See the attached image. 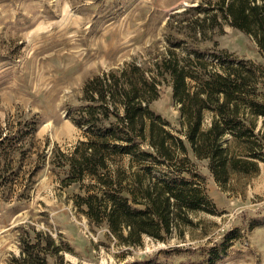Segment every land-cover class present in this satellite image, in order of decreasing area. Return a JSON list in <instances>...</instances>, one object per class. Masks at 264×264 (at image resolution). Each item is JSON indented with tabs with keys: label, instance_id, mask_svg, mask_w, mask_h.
I'll list each match as a JSON object with an SVG mask.
<instances>
[{
	"label": "rangeland",
	"instance_id": "obj_1",
	"mask_svg": "<svg viewBox=\"0 0 264 264\" xmlns=\"http://www.w3.org/2000/svg\"><path fill=\"white\" fill-rule=\"evenodd\" d=\"M208 1L215 0H0V133L12 148L0 152V264L19 254V227L28 223L64 242L66 264H264V161L258 173H234L223 185L193 157L215 211L193 213L182 235L145 236L138 246L91 226L75 207L78 185H63L49 162L55 144L69 151L81 138L70 111L83 103L85 82L126 62L150 65L169 40L193 34L198 12L189 9ZM214 39L264 64L243 31L225 24ZM171 96L165 82L153 106L175 130Z\"/></svg>",
	"mask_w": 264,
	"mask_h": 264
},
{
	"label": "trees",
	"instance_id": "obj_2",
	"mask_svg": "<svg viewBox=\"0 0 264 264\" xmlns=\"http://www.w3.org/2000/svg\"><path fill=\"white\" fill-rule=\"evenodd\" d=\"M189 10L198 12L189 22L193 34L169 40L150 65L126 62L85 82L83 103L70 111L81 138L69 151L55 144L49 156L63 185H78L77 211L127 246L182 235L193 213L215 211L193 157L223 185L234 173H258L264 161V64L214 39L229 24L252 36L264 57V0ZM165 82L179 109L175 130L153 106ZM9 143L0 133V152ZM18 240L20 252L7 264H66L67 246L51 232L23 224Z\"/></svg>",
	"mask_w": 264,
	"mask_h": 264
}]
</instances>
